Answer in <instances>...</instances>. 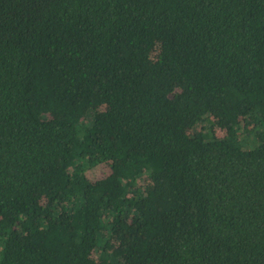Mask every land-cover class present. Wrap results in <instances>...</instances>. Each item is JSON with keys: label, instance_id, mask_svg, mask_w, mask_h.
<instances>
[{"label": "trees", "instance_id": "obj_1", "mask_svg": "<svg viewBox=\"0 0 264 264\" xmlns=\"http://www.w3.org/2000/svg\"><path fill=\"white\" fill-rule=\"evenodd\" d=\"M0 264H264V0H0Z\"/></svg>", "mask_w": 264, "mask_h": 264}, {"label": "rangeland", "instance_id": "obj_2", "mask_svg": "<svg viewBox=\"0 0 264 264\" xmlns=\"http://www.w3.org/2000/svg\"><path fill=\"white\" fill-rule=\"evenodd\" d=\"M158 53H159V45H156L154 50L151 52V56H150L151 57V63H153L157 59L156 57H157ZM99 109L100 110H107V108L103 107V106L99 107ZM218 134H219V136L222 137L224 133L219 131ZM145 183L146 184L148 183L147 179H145Z\"/></svg>", "mask_w": 264, "mask_h": 264}]
</instances>
